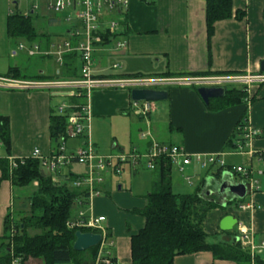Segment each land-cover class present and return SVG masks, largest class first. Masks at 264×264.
I'll return each mask as SVG.
<instances>
[{"label": "crops", "instance_id": "crops-1", "mask_svg": "<svg viewBox=\"0 0 264 264\" xmlns=\"http://www.w3.org/2000/svg\"><path fill=\"white\" fill-rule=\"evenodd\" d=\"M51 1L0 0V115L6 116L9 120L10 136L9 154L5 152L2 157L26 158L34 148H38L43 155L51 151L49 115L53 111L51 104L53 95L40 89L10 88L6 82L12 78L9 75L10 67H16L23 75L35 76L22 71L14 59L18 57L12 46L14 39L23 37L14 38L7 35L8 15L18 12L25 16L38 17L41 12L51 10L48 8ZM125 1V4H114L111 8L103 6L101 28L111 21L116 25L111 33L107 32V41L94 45L92 57L95 74L119 73L126 76L141 74L153 77L151 75L168 71L171 74H181L176 78H209L261 73L259 65L264 60V0H231L233 14L239 10L244 11V16L236 19L232 15L230 18L215 21L210 38L206 32L205 0ZM35 5L37 7L34 9ZM65 11H62L61 19L66 21L72 14L70 9ZM59 18L60 16L48 17L47 23L55 25L60 21ZM74 26H79L76 19L71 25L66 26L63 35L39 31L34 27L38 37L33 41L25 38L27 45L23 46L28 49L36 44L39 52L29 55L25 51V54L28 57L35 55L49 57L54 55H45L44 52L51 51L54 44L65 40L70 41L72 45L76 44L79 39L70 35ZM51 36H54V39ZM19 45L22 44L19 43L17 49ZM55 63L53 76L74 78L63 74L64 67L62 63H57L56 58ZM113 64L117 67L113 68ZM203 72H210L211 75H195ZM36 74L44 75L42 71ZM191 85H169L162 88L168 91L164 104L165 117L156 120V123L164 122L166 126L167 134L165 133L163 139L158 138L151 130L150 119L157 109L156 104H152L153 108L147 115L139 116L131 110L130 89L91 90L87 100L91 113L89 141L98 155L111 156L133 151L142 159L144 158L142 154L152 141L181 145L191 159L190 164L184 166L181 172H193L195 166L199 165L197 157L204 158L210 155L218 156L226 166L231 167V170L241 167L240 172L228 173L225 169L223 172L235 182L243 179L247 185L245 197L239 199L237 205L228 204L227 201L225 205H220L221 197L216 194L208 196L204 194L209 200L215 199L217 205L206 214L203 228L216 240L238 241L240 235L245 233L253 245H260L264 243V83L200 85L221 87L234 85L245 90L246 97L241 104L218 111L207 109ZM75 101L77 100L68 97L67 102ZM243 113L247 115L246 127L258 130L260 134L244 141L240 149L236 146L223 148ZM115 121L123 126L109 131L105 137L99 133L104 126L110 128ZM173 133L176 134L174 141L164 140L165 137L171 138L170 135ZM80 143H82L80 138L67 139L65 150L72 151ZM140 159L134 165L127 162L126 169L121 166L122 171L128 174L124 176L120 172L115 176L118 180L112 181L113 175L108 173L102 183L94 184L93 188L100 193L90 196L88 204L80 209L85 218L104 217L99 226L104 236L106 235L105 242L112 243L109 253L114 262L111 261V264H130V236L136 234L145 223L144 218L133 211L145 206L146 196L152 190L156 174L153 169H148L142 164ZM139 164L146 167V170L138 168ZM214 167L219 166L201 167L208 169L199 179V183L202 179L209 181L205 191L213 186L212 173L216 169H211ZM86 170L85 165L72 162L68 167L61 168L60 173L71 171L74 175H83ZM6 183L10 191L12 185L9 180H3L0 185ZM32 184L36 188L37 183L34 181ZM171 186L173 189L172 180ZM241 205L250 207L242 209L239 208ZM229 216L235 223L230 224L224 220ZM228 224L229 229L220 227ZM234 238L236 240H233ZM38 262L42 264L40 260ZM173 264L237 263L215 260L210 252H197L176 256Z\"/></svg>", "mask_w": 264, "mask_h": 264}, {"label": "trees", "instance_id": "trees-1", "mask_svg": "<svg viewBox=\"0 0 264 264\" xmlns=\"http://www.w3.org/2000/svg\"><path fill=\"white\" fill-rule=\"evenodd\" d=\"M205 4L208 38L213 32L215 21L230 18L232 15L236 19L244 16V11L239 10L233 14L231 0H205ZM6 31L9 37L14 38L23 37L33 41L38 37L34 31L31 16H25L18 12L8 15ZM100 34L99 44H103L108 40V35H106L107 33ZM80 65L78 52L71 51L63 54V74L66 76L79 77ZM9 75L15 79L19 77H30L34 80L45 79L42 74L23 75L16 67L9 68ZM157 75L159 77L181 76V74H171L168 71L151 76L158 77ZM195 75L207 76L211 73L203 72L195 73ZM94 76L126 78L143 77L144 75L129 74L126 76L119 73H96ZM191 88L196 92L197 85L192 84ZM223 88L224 94L221 97L208 100L207 109L218 111L241 104L246 97L245 90L241 87L225 85ZM76 100L78 99L76 98ZM66 124V116L56 114L55 111L50 113V152L58 151L61 138H65ZM246 126L247 115L243 113L235 123L223 148L235 147L237 143L244 144L246 141L244 128ZM0 143L3 144L8 155L10 150L9 120L3 115H0ZM140 158L142 157L137 158V163ZM16 163V167L10 168L8 158H0V184L3 180H9L12 186L24 187L35 181L37 186L32 195L27 198L29 205L27 213L23 211L17 222L13 221L10 213H7L3 219V234L0 235V246L3 249L0 253V264H23L28 258H38L42 264H93L100 243L86 251H74L72 249L74 233L77 230L101 233V230L68 227L66 224L75 220L77 212L88 204L87 190L72 184L79 175H74L71 171L61 174L59 170L55 175L57 181L54 182L51 179L52 174L43 172L39 159L26 157L22 162L16 159ZM172 167L170 161L163 156H159L155 160L153 170L156 179L152 190L146 196V204L142 209L133 211L141 215L145 223L136 234L130 236V264H173V259L176 256L197 252H210L215 260H229L237 264H264V259L259 255L251 259L249 249L241 246L239 241L208 240L209 234L203 228V221L206 214L216 208L217 203L215 199L209 200L204 196L206 189L203 188L204 179L200 181L193 192H174L171 186ZM223 169L228 170L229 173H235L230 166L217 167L212 173L213 179H220ZM109 173L115 175V173ZM238 202L239 199H234L228 204L237 205ZM75 205L78 211L74 213L76 214L74 216L72 208ZM12 224H14V228L12 227L10 230ZM28 229L38 232L29 235ZM110 258L114 262V258L111 256Z\"/></svg>", "mask_w": 264, "mask_h": 264}, {"label": "built area", "instance_id": "built-area-1", "mask_svg": "<svg viewBox=\"0 0 264 264\" xmlns=\"http://www.w3.org/2000/svg\"><path fill=\"white\" fill-rule=\"evenodd\" d=\"M148 1V0H147ZM125 0H52L48 4V8L55 12H62L67 9L71 10L72 18L78 20L79 26H74L70 35L78 38L76 44L72 45L70 41L65 40L61 43L54 44L51 51L44 52L45 55H54L58 64L62 63V55L66 52L76 51L79 54L81 62L79 77L77 78H59L56 79H43V80H18L9 78L6 80L8 87L15 89H40L47 92H67L69 97L78 99L75 102L59 103L56 106L55 113L66 116L67 124L65 130V138H61V144L56 153L50 152L43 155L38 148H34L29 157L40 160L43 172L52 174V181L56 182V173L63 167L69 166L72 162L85 165L87 170L83 175L76 177L72 182L75 187H84L88 192V198L93 195H98L99 190L93 188L94 184L102 183L106 173L112 172L119 174L121 166L125 162L134 165L137 164V158L141 157L138 153H119L116 155H98L93 148L92 143L88 138V131L90 127V105L87 100L90 91L93 89L104 88H157L160 85L163 87L169 85L179 84H203V85H219L226 83H264V72L256 75L244 76H219L209 78H170V77H150V76H137V77H96L93 71V50L94 43L101 41L100 33L112 32L116 23L111 21L102 26L103 6L107 5L108 8L114 4H125ZM37 6H34V9ZM71 17H67L69 21ZM103 29V30H101ZM120 45V44H118ZM20 49L25 48L19 45ZM29 55L39 52L38 46L32 45L30 48H25ZM113 68L117 65L113 64ZM153 102L131 101V110L139 116L147 115L153 108ZM244 138L247 140L252 136L259 135L260 132L255 129L245 127ZM143 136V134H141ZM80 138V143L74 150L66 151L65 142L67 139ZM0 146L1 143H0ZM236 147L241 148V144L237 143ZM146 160V166L149 169H154L155 160L159 156L167 158L173 167L178 171H182L184 166L190 164V156L185 152L181 145L176 144H160L152 141L146 152L142 154ZM114 159V161H113ZM20 162L23 158L18 159ZM10 168L17 166L16 159L8 158ZM197 163L201 167H208L218 165L225 168L224 161L219 159L218 156L210 155L204 158L197 157ZM235 172L242 171L241 167L232 168ZM228 173L229 171L226 170ZM261 173V172H259ZM190 176H185V180L189 182ZM243 180V179H242ZM240 180V181H242ZM250 206L241 205L239 208L246 209ZM104 219L102 216L96 218H85L83 211L77 212V217L73 221L67 222L68 227H85L97 228L102 231V239L100 241L99 251L97 253L95 264H111V254L109 247L112 243L107 244L104 239V232L99 226V222ZM241 246L249 249L250 257L253 259L256 255L264 259V243L260 245H253L249 241L247 234L243 233L238 238Z\"/></svg>", "mask_w": 264, "mask_h": 264}, {"label": "rangeland", "instance_id": "rangeland-1", "mask_svg": "<svg viewBox=\"0 0 264 264\" xmlns=\"http://www.w3.org/2000/svg\"><path fill=\"white\" fill-rule=\"evenodd\" d=\"M66 12V11H65ZM62 12H55L53 10H49L47 12H41L40 14H38V17H36L35 15L31 16V20L33 23V26L35 27L36 30L39 31H48L51 34H55V35H63L65 32V28L66 26L71 25V23L75 20L74 18H71L69 20V22L66 20H64L62 17ZM59 17V22L55 25H49L47 23L48 17ZM71 17V16H70ZM52 38L54 36H51ZM54 39V38H53ZM15 42H13V47L15 48V51L18 53V57L14 58L17 61V65L20 66L22 71H26L29 75H37L36 73H38L39 71H42L45 79H56L54 75L55 69H56V63H55V58L54 56H32V57H28L25 54V49H17V46L19 43H21L22 45H27V42H25V38H19V39H14ZM26 47V46H25ZM1 64V61H0ZM1 71V70H0ZM172 78H176V77H172ZM18 80L24 81V80H34L33 78L27 77V78H22L19 77L17 78ZM197 85H203V84H197ZM157 88L162 89L163 85H160V87L157 86ZM51 93V92H49ZM52 94V93H51ZM68 95L64 96V95H53L52 96V100H51V104H52V108L53 111H55L56 106L59 103H66L68 100ZM153 104L157 105V109L156 111L152 114V118L150 119L151 122V130L153 132H155L154 134L157 135L158 138L163 139V136L165 135L166 131H165V124L164 122H158V124L156 123V120L164 118L165 117V101H155L153 102ZM159 109H161L159 111ZM131 114L133 115V112H131ZM137 120V119H136ZM107 123V121H106ZM113 124L111 125L110 128H108L107 126H104L102 131L99 132L102 136H107V134H109V131H113L116 129H118L120 126L123 125H118L119 122L115 121L112 122ZM157 124V125H156ZM136 125V124H135ZM138 125V124H137ZM136 125V126H137ZM167 134V133H166ZM174 135L176 134H171L170 137H165L164 140L168 141V140H173L174 141ZM95 136V133H94ZM167 138V139H166ZM2 146H0V157H2L5 154V150H4V146L3 144H1ZM114 161V159H113ZM144 161V162H143ZM140 162H142V164H145L146 160L145 158H141ZM142 164L138 165V168H142L144 170H146V167H144ZM75 167V166H74ZM122 167L124 169H126L125 164L122 165ZM217 167H214L211 170L216 169ZM208 169L205 168H201V166L197 165L195 166V170L193 172H179L176 170L175 167H172L171 169V180L173 182V191L174 192H179V193H190L192 192L198 185L199 183V179L201 177L204 176L205 172ZM125 176V174H128V172L126 171H122L121 173ZM191 176L189 181L191 182H187V180H185V176ZM117 174L113 175V177L111 178L112 181H116L118 180ZM8 185L6 183V185H0V235L3 234V219L5 217V215L7 213L11 214V218L13 219L14 222H17L18 218L20 215H22L23 211L25 213L28 212L29 209V205L27 202V198L30 197L32 195V193L35 191V187L32 183L24 186V187H17V186H11V189L9 191L8 189ZM77 207L74 206L72 208L73 214L76 212ZM14 228V224L10 225V230L11 228ZM37 230L34 229H28V233L29 235H33L35 233H37ZM209 241L214 240V238L212 237V235L209 234ZM3 247L0 246V253L2 252ZM38 258H28L23 264H39L38 262ZM41 262V261H40ZM95 262V261H94Z\"/></svg>", "mask_w": 264, "mask_h": 264}, {"label": "water", "instance_id": "water-1", "mask_svg": "<svg viewBox=\"0 0 264 264\" xmlns=\"http://www.w3.org/2000/svg\"><path fill=\"white\" fill-rule=\"evenodd\" d=\"M260 72H264V60L260 62L259 65ZM196 92L201 98V100L207 104L208 100L211 98H218L224 94V88L221 86H198ZM52 95H68L67 92H56ZM129 97L131 101L141 102V101H165L168 97V91L166 89L160 88H131L129 90ZM43 174V172H42ZM213 186L211 189L204 191L205 195L216 194L221 197L222 202L220 205H225L226 201L231 202L234 199H242L247 193V185L243 181L235 182L224 172L221 174L220 179H213ZM209 184L208 180H205L203 188ZM227 198V199H226ZM225 199V200H224ZM227 223H235V220L229 216L224 219ZM223 222V221H222ZM223 226L221 228L229 229V225ZM102 236L100 233L95 232H82L80 230L75 231L74 241L72 244V249L74 251H86L89 248L96 246L100 243ZM233 240H236L235 238Z\"/></svg>", "mask_w": 264, "mask_h": 264}]
</instances>
